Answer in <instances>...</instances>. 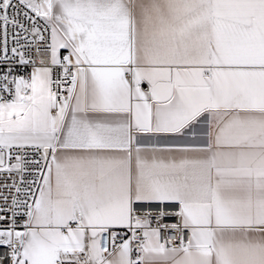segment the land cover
Here are the masks:
<instances>
[{
	"label": "snow or ice",
	"instance_id": "1",
	"mask_svg": "<svg viewBox=\"0 0 264 264\" xmlns=\"http://www.w3.org/2000/svg\"><path fill=\"white\" fill-rule=\"evenodd\" d=\"M0 247L264 264V0H0Z\"/></svg>",
	"mask_w": 264,
	"mask_h": 264
},
{
	"label": "built area",
	"instance_id": "2",
	"mask_svg": "<svg viewBox=\"0 0 264 264\" xmlns=\"http://www.w3.org/2000/svg\"><path fill=\"white\" fill-rule=\"evenodd\" d=\"M0 260L3 261V264H11L8 258V249L6 247H0Z\"/></svg>",
	"mask_w": 264,
	"mask_h": 264
}]
</instances>
